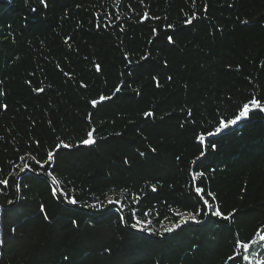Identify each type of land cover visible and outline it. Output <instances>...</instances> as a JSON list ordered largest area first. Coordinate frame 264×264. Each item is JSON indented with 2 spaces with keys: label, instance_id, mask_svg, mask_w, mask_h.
<instances>
[{
  "label": "trees",
  "instance_id": "obj_1",
  "mask_svg": "<svg viewBox=\"0 0 264 264\" xmlns=\"http://www.w3.org/2000/svg\"><path fill=\"white\" fill-rule=\"evenodd\" d=\"M46 5L0 0V264H261L264 111L206 133L264 103V0Z\"/></svg>",
  "mask_w": 264,
  "mask_h": 264
},
{
  "label": "snow or ice",
  "instance_id": "obj_2",
  "mask_svg": "<svg viewBox=\"0 0 264 264\" xmlns=\"http://www.w3.org/2000/svg\"><path fill=\"white\" fill-rule=\"evenodd\" d=\"M40 2L42 4H44L45 6L46 5V0H40ZM246 23V21H245ZM169 42L171 43L172 42V38L169 37ZM97 70H99V66H97ZM82 86H85L86 85H82ZM37 91H43V89H37ZM120 91V88H117L116 89V92H119ZM111 97L110 96H101L99 98V101L97 100H93L91 101L93 107H96L98 104L102 105L103 102L107 101V100H110ZM259 110V111H264V103L261 102L260 99H257L256 97H252L249 99V101L247 103H244L243 106L238 110V112L236 113V115L231 119V120H228V121H220L215 129V131H208L206 133V135L208 137H213V136H219L220 134H222V132L225 130V129H228V130H231L232 127L234 126H238V124L241 122V120H245V119H248L249 118V112H252V111H255V110ZM146 116H151L153 115L151 112H148V113H145ZM88 136L91 137L92 136V133L89 132L88 133ZM198 140L203 143L204 140H205V136L201 135V136H198ZM84 144H91V143H94L93 140L91 139H86L83 141ZM212 149H215L216 145L215 143H211L209 145ZM205 153H201V156H204ZM53 158V155L50 153L49 154V160H51ZM41 167H43V165H41ZM28 168V165L25 164L24 167L21 169V171H24L25 169ZM51 175V174H49ZM199 175L203 176L204 174L203 173H200ZM196 181V177L193 176V190L195 192V194L197 195V197H199L202 201V203L205 205L206 208L210 209V212L208 213H205V215H215L217 217H221L223 219H229L230 217L229 216H225L223 215V213L219 210H216V209H211V205L209 203V201L207 199L204 198V190L198 186V184L195 183ZM55 179L53 178V183H55ZM0 183L4 184V185H7L8 184V181L6 180H0ZM153 191H155V189H153ZM210 195V194H209ZM9 203H12L11 201ZM69 203L75 205L77 203L76 200L72 199L69 201ZM43 211V209H42ZM201 215L200 212H197L195 215L191 216L190 218V221L189 220H185V224L191 222V223H203L204 221L203 220H200V219H197V216ZM45 220L48 219L47 215L44 216ZM121 220L123 221V217H121ZM72 223H75V221H72ZM140 223V221H137V224ZM133 227H136V225L134 224ZM176 229H181L182 230V226L179 224V222H177V225H176ZM176 229H167V231L169 233L175 231ZM139 231H144L145 229L143 228H140L138 229ZM262 240H264V237H261ZM253 244H255L256 242L255 241H252ZM251 251V246L248 244V243H244L242 245V251L240 252V254L237 256V257H234L232 258L233 259V264H239V261L240 260H248L249 257L247 255L248 252ZM65 259H67V257H65ZM261 264H264V261H261Z\"/></svg>",
  "mask_w": 264,
  "mask_h": 264
},
{
  "label": "rangeland",
  "instance_id": "obj_3",
  "mask_svg": "<svg viewBox=\"0 0 264 264\" xmlns=\"http://www.w3.org/2000/svg\"><path fill=\"white\" fill-rule=\"evenodd\" d=\"M0 242H1V210H0Z\"/></svg>",
  "mask_w": 264,
  "mask_h": 264
}]
</instances>
